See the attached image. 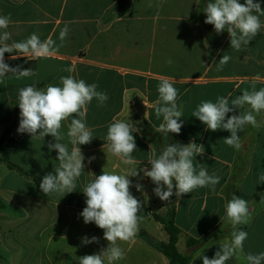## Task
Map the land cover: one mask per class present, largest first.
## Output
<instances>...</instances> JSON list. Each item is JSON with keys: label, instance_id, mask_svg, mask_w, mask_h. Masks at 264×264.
<instances>
[{"label": "crops", "instance_id": "1", "mask_svg": "<svg viewBox=\"0 0 264 264\" xmlns=\"http://www.w3.org/2000/svg\"><path fill=\"white\" fill-rule=\"evenodd\" d=\"M115 2L0 0V15L11 14L13 23L8 31L13 41L35 33L41 40L51 37L60 44V29L65 24L70 28L64 46L47 58L5 56L10 67L31 68L36 75L16 79L9 73L0 78V136L13 124L19 127V89L26 86H62L60 77L73 75L88 84L96 83L97 90L109 97L104 106H98L96 99L87 106L86 123L94 137L90 144L80 145L85 168L76 180L75 191L63 197L58 193L47 196L39 187L46 174H55L59 163L56 150L48 148L55 142L51 136L32 138L22 133L7 160L0 161V264H79L80 257L107 248L103 230L94 223L85 224L79 214L86 207L82 190L93 178L91 173H119L127 168L104 146L108 125L114 118L130 120L140 129L133 133L138 171L150 168L149 158L158 155L157 148H164L171 140L181 145H203L204 153L195 156L194 165L197 169L203 165L210 175L220 177L215 191L197 188L179 200L172 196L170 202L154 194L155 185L142 173L129 177L133 184L130 191L145 209L138 213L141 220L135 238L118 242L125 252L118 264H169L147 239L167 241L156 217H165L171 205L174 224L180 230L178 252L188 257V264H203L199 259L203 255L213 258L221 244L231 239L233 229L224 218L225 205L232 195L248 201L253 217L250 224L240 226L248 233L244 254L264 252V183L258 184L259 175L264 173V125L259 129L247 125L238 133L241 147L235 149L224 142L230 132L208 130L192 116L201 101L216 102L217 97L229 93L235 98L253 84L257 90L264 87V29L237 51L230 47L226 30L217 34L213 25L195 19L200 0H129L124 14L109 18L107 11ZM254 2L264 10V0ZM260 19L264 22V16ZM223 55L230 60L217 70ZM69 67L74 69L72 73L65 70ZM162 77L179 92L177 104L183 112L180 134L156 131L163 123L162 116H155L157 86ZM257 120L264 121V111ZM69 123L65 121L61 129L65 134ZM63 142L68 143L67 138ZM68 146L71 150L72 145ZM89 157L95 159L89 163ZM7 161L26 175L9 168ZM137 183L143 185L142 191L136 190ZM84 236H96L99 243L84 245ZM188 239L201 243L188 247ZM226 264L245 261L234 257Z\"/></svg>", "mask_w": 264, "mask_h": 264}, {"label": "clouds", "instance_id": "2", "mask_svg": "<svg viewBox=\"0 0 264 264\" xmlns=\"http://www.w3.org/2000/svg\"><path fill=\"white\" fill-rule=\"evenodd\" d=\"M151 7V4L149 5ZM206 19L204 23L214 26L217 34L225 30L230 37V47L239 51L243 45H248L261 30L264 16L259 2L254 0H210L204 10ZM13 23L11 14L0 15V78L11 73L16 79L35 76L31 68L21 69L20 66L10 67L5 62V54L12 55V59L19 56L32 55L37 58H47L60 47L64 46L70 28L67 24L60 29V44H56L51 37L41 40L33 33L25 40L13 41L8 31ZM11 41V42H10ZM230 57L223 55L217 64V70H222ZM168 63H172L171 60ZM72 73L73 68L65 69ZM257 76V80H259ZM62 86L47 85L43 88L26 86L19 89L18 106L20 109V122L18 133H28L32 138L51 136L54 143L48 144L49 151L56 150L58 166L54 173L46 174L39 187L47 196L53 193L61 194L75 191L76 180L84 172L85 157L80 145L90 144L94 135L86 123L87 106L93 99L98 106H104L109 99L106 92L98 91L96 83L88 84L83 79H76L73 75L61 76ZM158 99L155 102V116L163 117L156 129L165 135L169 133L180 134L183 122L182 106H178V89L168 78H161L157 86ZM145 104V103H144ZM148 107L147 104H145ZM247 106V107H246ZM240 109H246L241 112ZM239 110V114H235ZM264 111V87L245 89L240 95L231 98L219 96L216 102L201 101L192 116L198 118L206 128L211 131L226 130L230 136L224 139L229 147L239 149L241 139L238 133L247 125L259 129L264 121H258L257 116ZM229 113H233L228 116ZM66 134L61 131L65 121H69ZM140 129L132 121L113 119L108 125L105 136V145L108 151L120 159L127 166L121 172L103 171L100 175L92 174V179L84 186L82 192L86 197V207L79 214L85 224L94 223L103 230V238L108 241L107 248L99 253L85 255L79 258V264H118L125 258V252L119 241H131L139 232L141 217L138 215L142 202L130 191L133 186L129 177L149 178L155 185L153 192L161 200L170 202L175 196L179 200L183 195L189 194L197 188L209 187L215 191L220 177L215 173L209 174L201 165L199 169L194 165L196 155H203V145L190 142L187 145L179 143L166 146L159 155L153 154L149 158V167L137 170V161L133 153L137 150L133 133ZM67 138L68 143H64ZM69 144L72 145L69 150ZM95 157H89L91 163ZM264 183V173L259 175L258 184ZM137 191L143 190V185H135ZM175 189V191H174ZM225 220L231 226V239L221 244L213 258L203 255V264H226L232 258L245 261V264H264V252L258 254H244V242L248 233L240 228L250 224L253 217L248 201L232 195L225 205ZM84 245L99 243V238L84 236L81 238Z\"/></svg>", "mask_w": 264, "mask_h": 264}, {"label": "trees", "instance_id": "3", "mask_svg": "<svg viewBox=\"0 0 264 264\" xmlns=\"http://www.w3.org/2000/svg\"><path fill=\"white\" fill-rule=\"evenodd\" d=\"M208 2H210V0H200L198 5V11L195 14V19L201 20L203 22L205 21L206 13L204 12V10ZM128 4L129 0H116L112 8L107 11V16L109 18H113L124 14L127 11ZM13 54L6 53L5 56ZM17 129V125L13 124L12 127L5 128L2 132L0 136V161L7 160L9 151L13 147L14 143L21 137L22 133H18ZM172 144L175 143L173 142ZM163 149L164 148H157V154L159 155ZM7 166L11 169H17L21 174L26 175L22 169L11 164L9 161H7ZM1 206L2 205L0 201V207ZM144 209L145 208L142 205V208L139 213L144 211ZM156 220L162 225L163 230L168 236V239L166 242H153L147 239L149 243H151L156 249H158L167 257L169 264H188V257L180 254L176 247L180 230L174 224V206H170V209L165 217H156ZM141 234H144V232ZM200 243L201 240L188 239L186 244L188 247H194L199 245Z\"/></svg>", "mask_w": 264, "mask_h": 264}, {"label": "rangeland", "instance_id": "4", "mask_svg": "<svg viewBox=\"0 0 264 264\" xmlns=\"http://www.w3.org/2000/svg\"><path fill=\"white\" fill-rule=\"evenodd\" d=\"M172 143H173V142H172L171 140L168 141V145H171ZM168 145H165V147L168 146ZM165 147H164V148H165Z\"/></svg>", "mask_w": 264, "mask_h": 264}]
</instances>
